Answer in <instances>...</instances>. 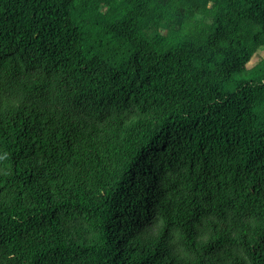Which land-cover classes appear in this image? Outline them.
Listing matches in <instances>:
<instances>
[{"label":"trees","instance_id":"trees-1","mask_svg":"<svg viewBox=\"0 0 264 264\" xmlns=\"http://www.w3.org/2000/svg\"><path fill=\"white\" fill-rule=\"evenodd\" d=\"M264 0H0V264H264Z\"/></svg>","mask_w":264,"mask_h":264},{"label":"rangeland","instance_id":"rangeland-1","mask_svg":"<svg viewBox=\"0 0 264 264\" xmlns=\"http://www.w3.org/2000/svg\"><path fill=\"white\" fill-rule=\"evenodd\" d=\"M261 60H264V48L259 49L251 58L249 63L247 64V68H253L256 64H258Z\"/></svg>","mask_w":264,"mask_h":264}]
</instances>
